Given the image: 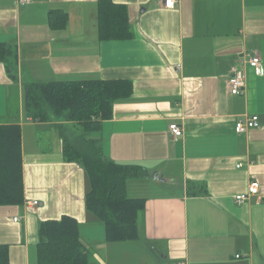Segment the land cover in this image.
<instances>
[{"label":"crops","instance_id":"crops-1","mask_svg":"<svg viewBox=\"0 0 264 264\" xmlns=\"http://www.w3.org/2000/svg\"><path fill=\"white\" fill-rule=\"evenodd\" d=\"M100 1L0 0V44L17 53L14 77L0 62V126L21 129L24 185L22 204L0 206L10 264H38L42 223L65 216L79 224L88 264H264V0H180L173 10L163 0H109L127 8L133 35L123 40L100 37ZM235 71L246 75L241 96L230 93ZM117 80L132 95L89 135L106 160L143 169L126 195L145 207L138 239L108 242L86 207L83 163L64 158L65 124L28 118L25 86ZM250 116L260 127L237 134ZM252 181L260 202L238 204Z\"/></svg>","mask_w":264,"mask_h":264},{"label":"trees","instance_id":"trees-1","mask_svg":"<svg viewBox=\"0 0 264 264\" xmlns=\"http://www.w3.org/2000/svg\"><path fill=\"white\" fill-rule=\"evenodd\" d=\"M58 14L55 11L50 14L55 28L59 27ZM99 28L103 40H123L133 35L127 8L109 0L99 3ZM0 62L14 77L17 53L12 47L0 44ZM132 93V84L119 80L25 86L28 118L41 123L65 124L58 126L64 158L67 162L83 163L90 182L86 207L104 225L108 242L138 239V214L145 204L144 200L126 195V182L142 177L144 171L135 165L106 160L99 143L89 134L99 128L103 120L112 118L118 100ZM23 201L21 129L0 126V206H17ZM39 235L38 264H88L90 252L83 245L79 224L73 218L65 216L61 220L43 222ZM8 252L7 246H0V264H10Z\"/></svg>","mask_w":264,"mask_h":264},{"label":"built area","instance_id":"built-area-1","mask_svg":"<svg viewBox=\"0 0 264 264\" xmlns=\"http://www.w3.org/2000/svg\"><path fill=\"white\" fill-rule=\"evenodd\" d=\"M20 4H30L32 0H18ZM180 0H163V7L166 9L173 10ZM248 64L250 68L255 72L256 75H263L262 60L260 56L253 55L250 57ZM177 70L181 69L180 65L176 66ZM230 93L232 96H241L245 93L246 88V75L243 71H235L229 80ZM260 127V120L257 116L244 117L238 120L235 126V132L237 134H244L248 130L258 129ZM171 134L175 138H181L184 134L182 127L173 124L170 126ZM255 198L257 203L260 202V184L257 181H252L249 184L248 190L245 194L236 197L238 204H243L251 199ZM29 205L38 206V202H31Z\"/></svg>","mask_w":264,"mask_h":264},{"label":"rangeland","instance_id":"rangeland-1","mask_svg":"<svg viewBox=\"0 0 264 264\" xmlns=\"http://www.w3.org/2000/svg\"><path fill=\"white\" fill-rule=\"evenodd\" d=\"M67 126H69V125H67Z\"/></svg>","mask_w":264,"mask_h":264}]
</instances>
